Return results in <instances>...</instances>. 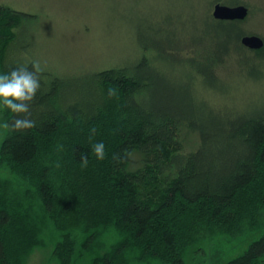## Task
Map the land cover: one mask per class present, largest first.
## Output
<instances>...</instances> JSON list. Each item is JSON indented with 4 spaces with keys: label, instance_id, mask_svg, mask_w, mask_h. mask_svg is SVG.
Listing matches in <instances>:
<instances>
[{
    "label": "trees",
    "instance_id": "16d2710c",
    "mask_svg": "<svg viewBox=\"0 0 264 264\" xmlns=\"http://www.w3.org/2000/svg\"><path fill=\"white\" fill-rule=\"evenodd\" d=\"M216 4L246 5L214 0L208 44L169 46L191 68L177 86L159 76L147 42L127 65L76 78L41 72L35 127L0 128V264H27L53 239L57 264H186L206 241L255 234L226 264H264V102L222 106L219 92L233 53L247 52L241 63L260 75L264 48H246L242 38L257 35L247 19L216 20ZM28 18L0 5V72L33 63L13 50ZM98 141L103 161L90 151Z\"/></svg>",
    "mask_w": 264,
    "mask_h": 264
},
{
    "label": "rangeland",
    "instance_id": "374dc122",
    "mask_svg": "<svg viewBox=\"0 0 264 264\" xmlns=\"http://www.w3.org/2000/svg\"><path fill=\"white\" fill-rule=\"evenodd\" d=\"M213 2L0 0V5L34 15L17 30L13 46L15 55H19L16 59L38 62L44 71L76 78L84 72L129 64L141 57L140 42H147L158 47L150 56H158L155 67L159 76L167 84L177 86L183 83L191 68L179 62L182 52L173 57L174 54H166L167 49L171 45L182 49L198 37L208 44L205 37L207 15ZM244 4L252 12L244 29L264 39V0H244ZM242 54L233 53L220 73L222 106L234 105L233 102H264V62L261 74L256 75L253 65H250L252 61L247 65L241 63L243 57L249 59L250 55L247 52ZM257 238L256 234L241 240L213 238L201 245L198 251V248L189 250L186 264H226L241 255ZM53 240L35 247L27 264H57L52 258Z\"/></svg>",
    "mask_w": 264,
    "mask_h": 264
},
{
    "label": "clouds",
    "instance_id": "9594fccd",
    "mask_svg": "<svg viewBox=\"0 0 264 264\" xmlns=\"http://www.w3.org/2000/svg\"><path fill=\"white\" fill-rule=\"evenodd\" d=\"M42 71L39 63L33 62L31 66H18L8 72H0V113L7 111L14 114L10 123L0 120V128L22 132L35 127V121L29 118L30 105L41 89ZM92 133H95V129H92ZM90 151L97 161H103L106 157L103 141L91 144ZM79 163L82 168L88 167L89 157L81 155Z\"/></svg>",
    "mask_w": 264,
    "mask_h": 264
},
{
    "label": "water",
    "instance_id": "95a60500",
    "mask_svg": "<svg viewBox=\"0 0 264 264\" xmlns=\"http://www.w3.org/2000/svg\"><path fill=\"white\" fill-rule=\"evenodd\" d=\"M212 15L221 21H243L249 16V8L245 5L230 7L216 4ZM242 44L250 50H261L264 48V39L258 35H247L242 38Z\"/></svg>",
    "mask_w": 264,
    "mask_h": 264
}]
</instances>
